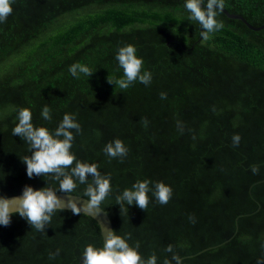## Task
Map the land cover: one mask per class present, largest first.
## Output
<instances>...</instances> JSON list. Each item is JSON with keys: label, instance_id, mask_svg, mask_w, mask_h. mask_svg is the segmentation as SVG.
<instances>
[{"label": "trees", "instance_id": "1", "mask_svg": "<svg viewBox=\"0 0 264 264\" xmlns=\"http://www.w3.org/2000/svg\"><path fill=\"white\" fill-rule=\"evenodd\" d=\"M184 4L14 0L0 23V195L25 185L59 188L50 176H27L29 144L12 134L19 110L30 109L33 125L50 132L75 114L82 131L70 151L110 175L113 191L101 207L118 235L131 234L130 246L140 242L142 258L154 252L157 264L171 261V244L183 263L264 264V27L252 30L220 12L223 29L197 40L199 23ZM224 8L252 25L264 18V0H225ZM128 44L151 72L150 85L121 90L107 82L123 77L116 55ZM74 63L96 71L73 78ZM44 106L51 121L41 116ZM115 139L129 149L122 160L103 151ZM145 179L153 190L157 182L173 189L168 204L150 192L146 212L133 204L120 214L115 196ZM85 187L73 193L83 196ZM88 244L102 247L87 215L56 213L45 232L14 215L0 225V264H81Z\"/></svg>", "mask_w": 264, "mask_h": 264}, {"label": "clouds", "instance_id": "2", "mask_svg": "<svg viewBox=\"0 0 264 264\" xmlns=\"http://www.w3.org/2000/svg\"><path fill=\"white\" fill-rule=\"evenodd\" d=\"M14 0H0V23L7 21V17L12 14V4ZM203 5V6H202ZM185 9L189 12V20L199 23L201 26V37L209 39L210 34L223 29L222 21L216 19L217 15L223 11L225 0H185ZM135 46L128 44L118 49L116 60L119 67L123 70V77L107 78L109 84L118 86L121 90H126L134 83L139 82L148 86L152 81L151 72L144 70V61L137 56ZM69 73L73 78H79L80 74L91 77L96 70L81 63L72 64ZM161 99H166L167 94L160 93ZM41 116L46 121H51V109L44 106ZM18 123L12 129L13 136H18L21 140L29 144V152L22 159L26 165V174L29 178L33 176H50L52 180L59 183V188L42 187L33 189L25 185L22 195L8 198L0 195V225L5 227L11 223L14 215H19L25 219L31 228L36 231L45 232L49 226L53 215L70 210L72 214L81 216L87 215L93 219L98 218L104 209L102 203L112 193L110 175H102L98 170L99 165L77 160L76 156L70 151L73 146L75 136L82 131L81 125L77 122L75 114H64L62 121L53 130L49 131L46 127H36L32 123V112L28 108H22L18 112ZM145 128L148 120L142 118ZM178 130L183 134L184 128L181 122H177ZM195 139V136L192 137ZM241 137L239 134L232 136V146L238 147ZM109 159H123L128 155V147L120 139L107 143L103 149ZM74 165V166H73ZM252 173L258 174L259 166H251ZM91 177V182H89ZM152 182L148 179L136 181L131 188H125L115 196V204L120 207L121 213H128L130 206L136 207L146 212L150 199L149 193L155 196L161 205H166L173 195V189L157 182L154 190L150 187ZM78 185H86L83 196L86 201L78 203L72 199V193L76 191ZM57 191L64 193L68 198L63 199L56 195ZM191 219V217H190ZM195 222L194 220L192 221ZM99 223V222H98ZM100 231L103 232V247L97 248L92 244L86 245L81 264H157V256L153 252L146 260L142 258L138 249L140 242H135L130 246L128 240L131 239L130 233L124 236L118 235L116 231L104 227L99 223ZM59 249L55 253H49V259H54L59 254ZM165 252L172 253L171 261L167 258L163 264H183L182 258L173 250L169 244ZM257 264H261L258 260Z\"/></svg>", "mask_w": 264, "mask_h": 264}, {"label": "water", "instance_id": "3", "mask_svg": "<svg viewBox=\"0 0 264 264\" xmlns=\"http://www.w3.org/2000/svg\"><path fill=\"white\" fill-rule=\"evenodd\" d=\"M222 12L227 17L240 19L248 28H250L252 30H258V29L264 27V18H263V21L260 24H258V25H252L251 23L247 22L240 14L228 12L225 8L223 9ZM198 28H199V31H200V35L197 38V40L200 39V37H201V31H202L200 25H199ZM20 195H22V192L13 193V194L5 195V196L8 197V198H11V197H16V196H20ZM56 195L59 196V197H61V198H63V199H67L68 198L64 193H61L59 191H57ZM71 195H72L71 198L74 199V200H76L78 203L84 202L87 199L86 197H82V195H79V194H76V193H72ZM93 220L96 222V224L98 226V231H99V235H100V239H101V246L103 247V243H104L103 235L104 234H103L102 231H100L99 223H102L104 225V227L113 230L112 229V225H111V221H110V219H109V217H108V215H107V213H106L105 210L101 213V215L98 218H95ZM183 264H216V263H210V262H187V263H183Z\"/></svg>", "mask_w": 264, "mask_h": 264}]
</instances>
